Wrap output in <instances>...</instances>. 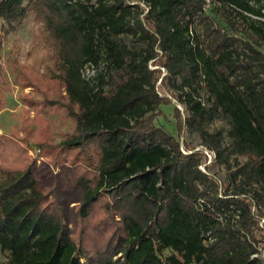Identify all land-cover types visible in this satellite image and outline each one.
<instances>
[{
  "label": "trees",
  "instance_id": "1",
  "mask_svg": "<svg viewBox=\"0 0 264 264\" xmlns=\"http://www.w3.org/2000/svg\"><path fill=\"white\" fill-rule=\"evenodd\" d=\"M29 11L62 69L19 79L74 128L0 133V264H264V0H0Z\"/></svg>",
  "mask_w": 264,
  "mask_h": 264
},
{
  "label": "rangeland",
  "instance_id": "2",
  "mask_svg": "<svg viewBox=\"0 0 264 264\" xmlns=\"http://www.w3.org/2000/svg\"><path fill=\"white\" fill-rule=\"evenodd\" d=\"M46 35L45 24L36 23L35 15L31 11L19 24H11L0 17V133H11L16 130L20 135L25 133L36 136L41 129L40 123H44L50 129L48 137L55 143H60L72 133L74 119L58 107L39 103V93L32 91L30 86L19 79L21 67L35 68L44 75L54 74L62 69V64L56 60ZM164 71L163 69V74ZM86 72L93 73V70L87 67ZM160 82L161 78L158 82L159 90L168 94ZM32 100L37 104L33 105ZM176 106L184 110L183 105L175 98H172L171 103L163 104V114L157 122L178 134L174 116ZM216 124L218 122L215 126ZM181 139L182 142L190 141L185 130L182 132ZM51 151L56 154L54 148H51ZM30 152L41 157L40 147L35 143L30 144ZM76 152V149L68 150L60 157L66 155L74 159ZM207 157V163H209L214 156L208 153ZM1 177L0 174V180ZM44 178L48 180L49 175H44ZM262 239L263 247L264 235ZM261 255L264 257V247ZM0 258H5L1 249Z\"/></svg>",
  "mask_w": 264,
  "mask_h": 264
},
{
  "label": "built area",
  "instance_id": "3",
  "mask_svg": "<svg viewBox=\"0 0 264 264\" xmlns=\"http://www.w3.org/2000/svg\"><path fill=\"white\" fill-rule=\"evenodd\" d=\"M209 153V155H211V153L209 151H207ZM213 154V153H212Z\"/></svg>",
  "mask_w": 264,
  "mask_h": 264
}]
</instances>
